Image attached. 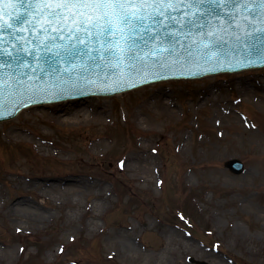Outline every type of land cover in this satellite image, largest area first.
<instances>
[{
  "label": "rangeland",
  "instance_id": "1",
  "mask_svg": "<svg viewBox=\"0 0 264 264\" xmlns=\"http://www.w3.org/2000/svg\"><path fill=\"white\" fill-rule=\"evenodd\" d=\"M87 100L86 120L54 113ZM33 105L0 120L4 264H128V234L163 264H264V67Z\"/></svg>",
  "mask_w": 264,
  "mask_h": 264
},
{
  "label": "water",
  "instance_id": "2",
  "mask_svg": "<svg viewBox=\"0 0 264 264\" xmlns=\"http://www.w3.org/2000/svg\"><path fill=\"white\" fill-rule=\"evenodd\" d=\"M23 12L24 8L14 0H0V24L13 23V18ZM35 15H30L29 21L36 23V29H31L30 23L16 27L15 40L9 35L11 30L0 32V40L5 42L4 46L8 51H12L13 46L19 43L23 44L26 53L34 50L38 57L34 61L30 56L24 57L28 62L18 70L15 65L0 64V73H3L0 77V120L14 117L24 107L37 102L72 96L113 94L161 79L201 77L208 73L264 66V43L258 42L257 50L254 51L248 44L236 41L233 38L234 30L221 19L218 22L220 27L214 30V36L177 32L181 43L171 55L165 49L172 46L165 44L161 47L159 42L151 44L143 50L144 59L136 61L134 68L129 67L128 60L117 50L122 61L118 66L115 59L111 61L112 66H109L102 59L93 64L88 57H77L73 63L60 59L56 65L59 72L50 71L39 59L41 55L54 56L57 52L62 56L70 55L71 51L84 47L85 44L89 53L95 55L93 49L102 51V45L86 36L83 31L69 34L65 29L62 33L49 31L38 35L37 32L45 25L42 19L34 18ZM237 23L241 21L238 20ZM235 32H239V29ZM114 39L118 40V35ZM224 41L227 42V47L222 46L219 50L214 47L216 43L222 44ZM204 44L209 45L210 52L203 47ZM121 45L123 46L122 42ZM206 52L208 55H205ZM225 164L235 173H241L244 169L243 163L237 158H232Z\"/></svg>",
  "mask_w": 264,
  "mask_h": 264
},
{
  "label": "snow or ice",
  "instance_id": "3",
  "mask_svg": "<svg viewBox=\"0 0 264 264\" xmlns=\"http://www.w3.org/2000/svg\"><path fill=\"white\" fill-rule=\"evenodd\" d=\"M14 2L24 8V12L16 15L13 23L0 24V32L11 30L9 35L13 40L17 35L16 27L30 23V28L36 29V23L29 21V16L36 14L34 18L42 19L45 25L37 32L38 35L49 31L62 33L65 29L69 34L73 31H83L86 36L92 37L102 45V51L93 49L95 55L89 53L86 44L71 51L70 55L62 56L59 52L54 56L41 55L39 59L50 71L56 72H59L56 65L60 59L73 63L77 57H88L93 64L102 59L109 66H112L111 61L115 59L118 66L122 61L117 50L128 60L129 67L134 68L136 61L144 59L143 50L149 48L151 44L159 42L161 47L165 44L172 46L165 49L171 55L175 47L181 43L177 32H196L203 33L204 36H214V30L220 27L218 22L221 19L234 30L233 38L236 41L248 44L254 51L257 50L258 42L264 43V26H261L264 25V0H14ZM238 20L241 23H237ZM213 21L217 23L214 24ZM236 29H239V32H235ZM117 35L118 40L114 39ZM4 45L5 42L0 40V64L15 65V69L18 70L22 64L28 62L24 57L30 56L33 61L38 59L34 50L26 53L23 44H15L12 51H8ZM222 46L227 47V42L214 45L218 50ZM37 47L40 45L37 44ZM203 47L211 51L208 44H204ZM205 55H208V52ZM2 76L3 73H0V77Z\"/></svg>",
  "mask_w": 264,
  "mask_h": 264
},
{
  "label": "bare ground",
  "instance_id": "4",
  "mask_svg": "<svg viewBox=\"0 0 264 264\" xmlns=\"http://www.w3.org/2000/svg\"><path fill=\"white\" fill-rule=\"evenodd\" d=\"M79 100V99H78ZM78 100H73L75 102H72L71 105L75 104L76 101ZM86 104L90 105V107H92V109H88V111L84 108V109H80L78 108V104L71 107V106H68V104H64L63 106H61L60 108H58L56 111H54L55 115L58 116V117H63L64 114H66V118L68 119L69 117H75V118H78V119H82V120H86L89 118L90 115H92L93 113L96 114V111L94 112V107H97L98 106H94V104H92V101H85ZM160 103L161 105L165 108V106H167V102H165L164 99H160ZM34 106V105H33ZM36 106V104H35ZM34 110V107H31L30 110H28L29 112L30 111H33ZM101 111V110H100ZM104 111V110H103ZM89 113V114H88ZM96 141V139H95ZM94 141V142H95ZM213 152V150L211 151ZM213 156H215V154H211ZM127 159V156L123 157L122 161H121V168L124 169V168H127L125 166V161ZM76 180H69L65 177H61V178H58L56 181H52V180H49L50 184L49 185V188L52 190V189H55V187L57 185H62L64 187L67 186V184L69 183H73L75 182ZM38 184H40L39 182H37ZM65 191L67 194H71L75 191V189H73L72 191L67 188H65ZM37 206H34V211L35 213H33L32 215H30V220L31 222L29 223L28 226H26L25 228L27 230H29L31 227L33 228H36L38 226H40V224L45 220V212H48V208H51L52 206L50 204H48L47 202V198H45V194L44 192L42 191H38L37 192ZM43 197V201L42 203L39 202V198ZM2 198V193L0 191V199ZM22 202H24V200H16V201H10L8 204L9 208L11 206H19L22 204ZM1 208V206H0ZM185 237L182 236V246L184 248H186L187 250L188 249H193V247H195V244L189 240H186V238L184 239ZM124 240L123 242H121V250L123 253L126 254V257H127V263L128 264H157L156 262H158V264L161 262V264H163V260H165L162 256H154L152 258V255L149 257V259L145 256H147V254H144L145 252V249H143L142 247H139L137 246V243L135 242V238H133L132 235L128 234L124 237ZM12 255L11 252L7 251L5 249V247L3 246H0V264H4V262H6L10 256ZM157 258V260H156ZM145 261V262H144ZM174 264H178V263H174Z\"/></svg>",
  "mask_w": 264,
  "mask_h": 264
}]
</instances>
